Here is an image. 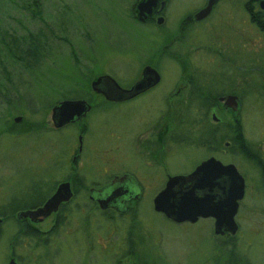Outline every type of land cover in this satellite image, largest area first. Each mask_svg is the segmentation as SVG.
Returning <instances> with one entry per match:
<instances>
[{"label":"rangeland","instance_id":"rangeland-1","mask_svg":"<svg viewBox=\"0 0 264 264\" xmlns=\"http://www.w3.org/2000/svg\"><path fill=\"white\" fill-rule=\"evenodd\" d=\"M32 1L0 0V36L3 39L9 41L14 33L22 37L28 31L42 32L39 37L42 53L30 68L25 67L24 61L8 55L0 42V205L15 201L12 198L19 197L38 182H48L42 186L44 192L54 185L48 199L58 183L69 175L68 169L61 170L57 166L56 157L70 162L71 153L78 146L74 131H65L60 136L61 133L51 128L36 131L25 125L24 129L21 124L13 128L14 117H24L30 124L50 119L48 107L57 101L76 98L81 86L91 77L90 72L101 70L98 64L92 66L94 61L104 62L102 67L109 71H133L134 62L127 63L122 58H134L137 51L144 48L154 49L160 31L164 30L151 24L144 27L134 21L133 9L139 0H36L42 20L31 13ZM203 2L172 0L167 17L171 24H176L183 12L194 11ZM253 103L252 123L245 132L248 139L264 152V108L257 98ZM149 114L147 110L139 111L136 102L123 109L117 106L105 114L88 115L87 121L96 135L88 134L83 138V158L78 165V180L83 187L98 183L110 169L109 164L118 161L114 159L115 153H119L114 148L115 139L111 146L116 152L108 157L110 160L103 155L100 132L96 131L102 122L107 118L118 122L116 132L125 135L140 115ZM224 132L228 133V130L224 128ZM89 153H92L93 168L86 171L84 167L92 166L84 159V156L88 159ZM217 157L223 163L237 165L240 173L245 172L246 166L251 184L263 181L262 170H256L247 158L230 152V148L219 152ZM170 159L168 167L158 168L155 176L149 177L144 170L135 173L144 189L127 214L120 212L118 214L123 215L112 218L109 212L106 213L111 208L98 210V206L87 198L86 190L81 189L70 198L73 211L66 222L56 224L51 220L50 223L41 221L32 225L24 222L42 232L40 242L26 237L24 231L17 235L23 221L19 223L14 216L0 217V264L8 262L10 252L19 264H65L67 261L70 264H225L231 259L228 253L231 248L251 264H264L262 190L251 188L247 179L245 198L239 201L235 215L238 225L235 234H214L212 219H199L193 224L175 223L154 211L152 199L163 186L167 173H186L201 157H196L195 150L186 146L185 150L176 149ZM126 162L131 165L134 161L129 158ZM16 235L19 240H15ZM222 244L224 247L219 249ZM129 254L135 257V263L130 261Z\"/></svg>","mask_w":264,"mask_h":264},{"label":"flooded vegetation","instance_id":"flooded-vegetation-1","mask_svg":"<svg viewBox=\"0 0 264 264\" xmlns=\"http://www.w3.org/2000/svg\"><path fill=\"white\" fill-rule=\"evenodd\" d=\"M171 1L157 0L143 21L137 17L138 2L135 3L132 15L134 21L144 27L151 24L156 29H164L160 31L158 44L154 49L137 51L134 58H122L127 63L134 62L131 72L109 71L102 67L104 62L94 61L92 66L98 64L101 70L91 71L87 84H83L80 94L73 98L85 100L90 105L84 117L56 128L51 113L60 101L48 107V111L45 110L50 119H44V129L51 128L61 133L60 136L65 131H74L73 136L76 135L78 139L70 162L63 157H56L57 166L61 170H69V175L58 185L69 182L73 196L85 189L87 198L100 211L104 209L99 206L97 199L106 198L110 192L117 190L124 194L107 209L111 208L116 213L128 212L144 189L135 173L144 170L149 177L155 176L158 168L168 167L172 161L169 158L176 149L185 150L186 146L195 150L196 157L201 159L196 160L190 171L176 174H189L210 157L220 160L217 157L219 152L230 148V152L247 158L256 170H262L263 181L251 184L246 166L244 173L240 168L245 186L248 188V179L251 188H260L264 194V152L248 139L245 132L252 123L250 114L254 109L252 105L255 104V98L264 108V8L261 7V0H217L210 14L197 20L195 13L207 4V0H204L194 11L183 12L176 24H171L167 17ZM148 67L153 71H146ZM98 78H101L100 82L92 86ZM135 85L137 87L133 90ZM228 97H237L236 106L228 105ZM136 102L139 111L147 110L150 114L140 115L136 123L127 128L125 135L118 134L116 128L119 123L111 122L108 118L102 122L101 128L96 129L100 132L103 155L110 160L108 157L116 152L115 148L119 150L114 158L118 161L109 164L110 169L98 183L83 187V183L78 180L79 160L83 158V138L88 134L96 135L87 121L88 115L97 112L105 114L117 106L123 109ZM223 127L228 133L224 132ZM123 138L125 141H121ZM114 139L116 143L113 148ZM106 144L108 147H105ZM183 154L186 156V152L183 151ZM91 155L88 154L89 160L86 156L84 159L92 165ZM129 158L134 161L131 165L126 162ZM241 166L244 168V165ZM86 168V171L92 170L93 165ZM171 175L174 174H166L159 191ZM71 199L61 202L55 212L41 220H38L39 217H36L37 221L29 217L18 218L17 212L25 209L16 211L14 217L19 223L23 221L24 232L29 226L24 224L25 221L28 224L41 221L50 223L51 220L56 224L59 221L66 222L73 211ZM205 219H212L214 223L213 218ZM12 259L19 264L13 252H10L8 262Z\"/></svg>","mask_w":264,"mask_h":264},{"label":"water","instance_id":"water-1","mask_svg":"<svg viewBox=\"0 0 264 264\" xmlns=\"http://www.w3.org/2000/svg\"><path fill=\"white\" fill-rule=\"evenodd\" d=\"M217 0H207V4L195 13V18L201 20L207 17ZM157 0H140L137 4V17L143 21ZM264 8V0H261ZM146 71H153L146 68ZM98 78L92 86L100 82ZM114 81V80H112ZM137 85L133 86L135 90ZM228 105L237 104V97H228ZM233 105V106H234ZM90 109V105L81 99H65L60 101L52 109V121L54 127H61L66 123L84 117ZM22 120L21 116H15L14 122ZM121 191L114 190L106 198H98L97 202L102 209L111 207ZM245 194V180L237 167L232 164H224L220 160L210 157L201 162L189 174H176L168 177L165 186L158 191L153 199L152 206L155 212L163 214L167 219L175 223H195L199 219L213 218V232L223 235L226 232L235 234L238 225L235 215L239 208V201ZM73 195L69 182L60 183L54 193L43 205L17 212L18 218L29 217L32 221L41 220L55 212L61 202L68 201ZM1 221V219H0ZM8 264H16L12 259Z\"/></svg>","mask_w":264,"mask_h":264},{"label":"trees","instance_id":"trees-1","mask_svg":"<svg viewBox=\"0 0 264 264\" xmlns=\"http://www.w3.org/2000/svg\"><path fill=\"white\" fill-rule=\"evenodd\" d=\"M30 4H32L33 10H31V13L34 14L35 17H37L39 20H42L41 18V8L38 7L36 0H33ZM6 34V33H5ZM15 34V33H14ZM11 36L9 41H6L8 39H3L0 36V42L2 43L3 47L7 51L8 55L13 56L14 58H18L22 61H24L25 67L28 66V68L32 67L33 64H35L39 56L42 53V42L39 40V37L42 36V32H38L37 34H33L32 32L27 33V35ZM9 38V37H8ZM23 50V51H20ZM20 53L22 56H18L17 54ZM7 78V76H5ZM44 120L42 122H33L30 124L27 121H24V117H22V120L19 123L12 122L13 128L17 127L19 124L23 125V128L25 129L27 126L28 128L33 129L36 128V131H40L42 128H46L44 124ZM25 125V126H24ZM48 185V182L45 184H42L41 182H38L36 184H33L30 189H26L19 197L12 198L15 201H9L7 204H1L0 205V217H3L4 219L8 217L14 216L16 211L22 210V209H33L35 207H39V205H42L49 196V193L53 191V186H49L46 188V192L43 191L42 186ZM110 213L111 217L116 215H123L118 214L115 211H107L106 213ZM127 212V210H126ZM125 212V213H126ZM128 213V212H127ZM126 213V214H127ZM60 222V221H59ZM35 224V223H31ZM28 229L25 232V236L31 238V240H35L36 242H40L42 240V232L36 229L35 227L27 226ZM22 228L18 230L17 235L22 232ZM51 232H53L51 230ZM15 236V240H19L18 236ZM219 245H217L218 247ZM224 246L223 244L220 246L219 249H222ZM222 251V250H221ZM224 251V250H223ZM230 254V260L226 262L225 264H251L248 259H246L244 256L240 254H236L234 252V249H229ZM131 256L130 261L136 262V259L132 254H129ZM221 256V255H220ZM253 264V263H252Z\"/></svg>","mask_w":264,"mask_h":264}]
</instances>
